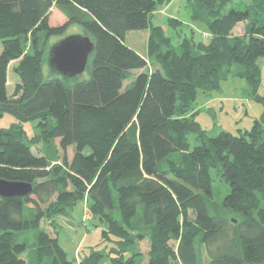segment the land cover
Wrapping results in <instances>:
<instances>
[{"label": "trees", "instance_id": "1", "mask_svg": "<svg viewBox=\"0 0 264 264\" xmlns=\"http://www.w3.org/2000/svg\"><path fill=\"white\" fill-rule=\"evenodd\" d=\"M167 1L0 0V114L18 118L0 127V178L32 183L24 196H0V264H264V92L257 93L264 0L244 9L233 0H188L207 32L177 47L152 22ZM54 5L63 24H49ZM241 22L244 32L233 34ZM71 24L94 48L89 77L68 83L52 71L46 77L43 60L49 39ZM144 28L147 58L124 41ZM12 61L19 81L9 95ZM234 65L243 66L260 117L250 129L208 136L195 118L196 98L217 89ZM132 70L139 72L124 84ZM28 120L63 151L73 146L72 157L52 163L35 154L39 137H26ZM80 200L111 245L74 263L41 223L55 229L57 215Z\"/></svg>", "mask_w": 264, "mask_h": 264}, {"label": "rangeland", "instance_id": "2", "mask_svg": "<svg viewBox=\"0 0 264 264\" xmlns=\"http://www.w3.org/2000/svg\"><path fill=\"white\" fill-rule=\"evenodd\" d=\"M247 5H249V0H233L230 6L244 9ZM159 19L163 21L158 24ZM170 19L174 21L171 22ZM65 21L66 16L64 13L54 5L50 11L49 24L60 25ZM152 22L153 24L161 25L165 35L170 37L171 43L175 47L179 45L184 37L193 36L196 41L205 39L204 33L207 32L205 22L192 19L188 0H168L158 7V13L154 15ZM244 24L245 22L238 23L233 34H242L244 32ZM68 34H86V32L80 25L71 24L68 25L62 34L52 36L49 39L43 60V71L46 77L51 74L46 62L48 48L52 43ZM148 36L149 28L130 30L126 33L125 41L128 45L133 46L139 54L147 58ZM1 49L2 44L0 41V51ZM258 63L261 68V81L257 88V93L262 94L264 92V57L259 58ZM13 64L14 62L8 66L7 91L9 95L12 94L16 82L19 81L18 75L12 69ZM90 64L91 59L88 60L86 69L82 74L65 78L66 82L72 83L77 80L87 79L89 77ZM243 69L241 65H234L220 79L217 89H213L207 94H198L196 98L198 109L196 108L195 110V118L200 128L205 130L208 136L217 135L222 130L236 134L239 130L250 129L254 119L260 117L262 105L253 98L247 80L241 74ZM136 73L137 70L130 71L129 78L124 84L129 83ZM56 75L63 78L58 74ZM17 121V116L11 112L2 111L0 114V127L2 128L10 127ZM35 124L34 120L22 123L25 135L29 140L33 137H39L32 145V151L35 154L46 153L50 155L52 163L60 162L64 154H66L68 159L72 157L73 146H68L63 151L57 138L52 143L44 140L40 136L38 128L34 127ZM188 138L190 146L193 147L197 143L195 135L190 134ZM214 186H216V197L220 200L224 195V187L218 180L214 182ZM44 205L41 204L42 207ZM227 218L236 219L237 216L227 214ZM41 225L50 235L57 237L58 243L65 251L67 258L74 263L77 262L78 258L88 255L91 250L105 254L111 245L109 241L101 240L104 226L101 223L94 224L91 215L86 211L83 200L68 209L65 214L57 215L55 229L45 220H42ZM140 248L146 254L147 244L145 241L140 243Z\"/></svg>", "mask_w": 264, "mask_h": 264}, {"label": "water", "instance_id": "3", "mask_svg": "<svg viewBox=\"0 0 264 264\" xmlns=\"http://www.w3.org/2000/svg\"><path fill=\"white\" fill-rule=\"evenodd\" d=\"M94 48L88 34H68L48 48L46 62L50 71L64 77L82 74ZM32 190V183L0 178V196H24Z\"/></svg>", "mask_w": 264, "mask_h": 264}, {"label": "crops", "instance_id": "4", "mask_svg": "<svg viewBox=\"0 0 264 264\" xmlns=\"http://www.w3.org/2000/svg\"><path fill=\"white\" fill-rule=\"evenodd\" d=\"M156 13H158V10L154 13V15H156ZM153 17H154V16H153ZM162 21H163V20L159 19L158 24L161 23ZM125 36H126V35H125ZM124 41H125V39H124ZM125 43H126V41H125ZM126 44H127V43H126ZM127 45H128V44H127ZM128 46H130L132 49H134L133 46H131V45H128ZM134 50H135V49H134ZM140 55H141V54H140ZM141 56H143V55H141ZM143 57H145V56H143ZM11 63H13V61H12ZM11 63H10V64H11ZM138 72H139V70H137V73H138ZM137 73H136V74H137Z\"/></svg>", "mask_w": 264, "mask_h": 264}]
</instances>
